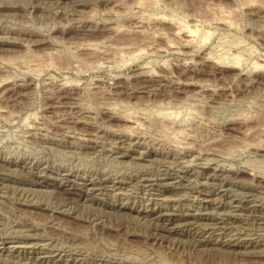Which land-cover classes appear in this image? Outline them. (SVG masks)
<instances>
[{"label":"rangeland","instance_id":"obj_1","mask_svg":"<svg viewBox=\"0 0 264 264\" xmlns=\"http://www.w3.org/2000/svg\"><path fill=\"white\" fill-rule=\"evenodd\" d=\"M0 264H264V0H0Z\"/></svg>","mask_w":264,"mask_h":264},{"label":"bare ground","instance_id":"obj_2","mask_svg":"<svg viewBox=\"0 0 264 264\" xmlns=\"http://www.w3.org/2000/svg\"><path fill=\"white\" fill-rule=\"evenodd\" d=\"M181 24V23H180ZM184 24V23H183ZM182 25V24H181ZM177 25V27L182 31V33L184 32V34H185V36L189 39V38H194V33H195V31L194 30H191V28L189 29L188 28V26H184V25ZM181 26V27H180ZM179 29H177V30H179ZM181 31H179V32H181ZM183 35V34H182ZM192 38V39H193ZM184 40H186V39H184ZM190 40V39H189ZM188 42V41H187Z\"/></svg>","mask_w":264,"mask_h":264}]
</instances>
